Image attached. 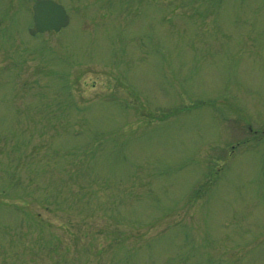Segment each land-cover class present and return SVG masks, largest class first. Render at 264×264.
Returning a JSON list of instances; mask_svg holds the SVG:
<instances>
[{"label": "rangeland", "instance_id": "1", "mask_svg": "<svg viewBox=\"0 0 264 264\" xmlns=\"http://www.w3.org/2000/svg\"><path fill=\"white\" fill-rule=\"evenodd\" d=\"M0 0V264H264V0Z\"/></svg>", "mask_w": 264, "mask_h": 264}, {"label": "water", "instance_id": "2", "mask_svg": "<svg viewBox=\"0 0 264 264\" xmlns=\"http://www.w3.org/2000/svg\"><path fill=\"white\" fill-rule=\"evenodd\" d=\"M34 25L30 34L36 36L47 32H60L70 24L66 9L52 0H37L33 6Z\"/></svg>", "mask_w": 264, "mask_h": 264}]
</instances>
